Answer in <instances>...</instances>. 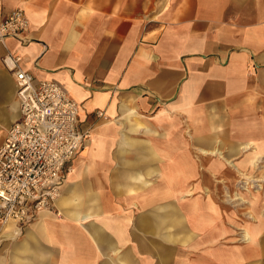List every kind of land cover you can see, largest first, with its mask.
<instances>
[{"label": "crops", "instance_id": "0c3cea01", "mask_svg": "<svg viewBox=\"0 0 264 264\" xmlns=\"http://www.w3.org/2000/svg\"><path fill=\"white\" fill-rule=\"evenodd\" d=\"M17 7L30 26L27 42L0 41V145L21 116L10 57L60 85L90 137L68 162L60 215L0 222V264H264V198L241 221L197 195L257 156L264 175V0H0V18ZM161 203L184 222L199 204L186 243L145 233L139 216Z\"/></svg>", "mask_w": 264, "mask_h": 264}, {"label": "built area", "instance_id": "2783aa9c", "mask_svg": "<svg viewBox=\"0 0 264 264\" xmlns=\"http://www.w3.org/2000/svg\"><path fill=\"white\" fill-rule=\"evenodd\" d=\"M29 26L25 11L14 8L0 18V41L15 37L27 42ZM10 59L21 116L0 145V222L23 224L43 210L56 211L64 168L90 132L79 129L78 103L60 85L49 80L35 84L17 65L19 58Z\"/></svg>", "mask_w": 264, "mask_h": 264}, {"label": "bare ground", "instance_id": "6f19581e", "mask_svg": "<svg viewBox=\"0 0 264 264\" xmlns=\"http://www.w3.org/2000/svg\"><path fill=\"white\" fill-rule=\"evenodd\" d=\"M200 135V134H199ZM219 140V139H218ZM218 142V141H217ZM226 146V145H225ZM249 144H246V146L243 147H249ZM226 148V147H225ZM242 148V147H241ZM201 152L203 153H217L219 152V150L217 149V146L215 148H212L210 150H202ZM221 153V152H219ZM235 157V156H232ZM258 157H255L254 159H252L251 163L252 166L249 168V172L248 171H240V175H242V178H246V180L250 183L253 181H256L257 178H255V171L254 168L258 165ZM210 158V157H209ZM220 158V157H219ZM226 162L228 164L233 165V163H231V161L229 159L226 160ZM204 166V165H203ZM226 166V165H225ZM212 167H215V164L212 165ZM259 167V166H258ZM208 168V167H207ZM231 168V167H230ZM204 170V169H203ZM215 170V169H214ZM211 171V170H210ZM222 171V170H221ZM158 172V171H157ZM205 172V171H204ZM219 172V171H218ZM217 174V173H216ZM264 174V173H263ZM152 175V174H151ZM222 175V174H221ZM226 175V174H225ZM259 175V174H258ZM153 176V175H152ZM211 176V175H210ZM218 176V175H217ZM264 177V175H262ZM207 177V176H206ZM203 178V177H202ZM139 180H141L142 183H145L144 177L138 178ZM259 179V178H258ZM261 179V178H260ZM206 180V179H205ZM228 180V179H227ZM220 181V180H219ZM223 181V180H222ZM262 181V180H261ZM147 182V180H146ZM143 186H145V184H143ZM211 187V185H210ZM233 189V188H231ZM212 192V191H211ZM134 193V192H132ZM192 192H188L186 193V195H192ZM162 196H170L169 194L167 195H162ZM162 198V197H160ZM159 199V198H158ZM233 199H238L237 197L233 198ZM154 198H150L148 200H146L143 203V207L151 205V203L154 201ZM219 201V200H218ZM223 203V202H222ZM257 206V205H255ZM214 209V208H212ZM230 209V208H229ZM148 211L144 210L142 212V214L139 216V222L141 224V226L143 227L145 233L146 231L151 232L154 236L159 235L160 237L166 239V240H170V241H174L173 239L175 238V235H181V238L179 240L185 242L187 239L190 238V234L187 233V231L189 230V228L194 225V228H199L198 226H200V224H193L195 221H198L199 215L201 214V211L199 213V204L195 205L192 210H190V214L188 216V222L185 221L184 222V217L182 215V213L175 209V207L171 204H159L153 208L148 207L147 209ZM193 211H197V214H194ZM209 216H212V214H209ZM186 218V217H185ZM192 221V222H191ZM192 224V225H191ZM195 231H197L196 229H194ZM202 231L201 229H199L197 232ZM195 233V232H194ZM192 233V234H194ZM196 234V233H195ZM200 234V233H199ZM245 235H247V232L245 233ZM193 236V235H192ZM206 238V237H205ZM248 239V237L246 238ZM146 241V240H145ZM182 242V243H183ZM142 243V242H141ZM170 243V242H169ZM186 243V242H185ZM144 244V243H142ZM175 245V244H174ZM145 246V245H144ZM163 246V244H162ZM170 249V248H169ZM145 250V249H144ZM117 252V251H116ZM261 253V252H260ZM167 254V253H166ZM168 255V254H167ZM166 255V256H167ZM260 257V256H259ZM168 259V258H167ZM155 262V261H154ZM173 263V261H172Z\"/></svg>", "mask_w": 264, "mask_h": 264}, {"label": "rangeland", "instance_id": "374dc122", "mask_svg": "<svg viewBox=\"0 0 264 264\" xmlns=\"http://www.w3.org/2000/svg\"><path fill=\"white\" fill-rule=\"evenodd\" d=\"M242 160L240 159H233L232 163L235 162H241ZM263 165V161H259V164L255 167V169H258L260 167H262ZM259 166V167H258ZM226 168H230V166H225ZM69 169V164L66 165V167L64 168V180L63 183L66 179V173ZM258 171V170H256ZM231 172V171H230ZM237 175H230V177H227L226 180L221 182L220 188L222 189V191H217L216 187H215V175H211L210 179H209V184H211L212 186L210 187L209 191H201L200 193H197V195L202 194L203 198L207 197L209 200H222L225 202V205L228 204L230 205V209L229 213L234 212L237 216L240 218V220H247L249 217L248 212V201L249 200H253L255 198V196L257 195H261V197L259 198L260 201L263 200V194L264 192L262 191L263 188V184H264V177L262 176V174L259 173V175L257 173H255V178H257L256 181H253L250 183L246 180V178H242V175L238 174V172H236ZM232 174V172H231ZM259 178V179H258ZM261 178V179H260ZM262 180V181H261ZM233 185V186H231ZM233 188V189H231ZM212 191V192H211ZM192 198H194V195H191ZM191 196H188L191 197ZM237 197L238 199H233ZM206 198V199H207ZM205 200V199H203ZM216 209V208H215ZM215 209L212 208H206L207 212H209V214L213 213L215 214ZM56 211H59L58 209L55 208ZM226 210V208H225ZM264 210V208L262 207V211ZM56 211L54 212L56 214ZM227 211V210H226ZM60 212V211H59ZM57 215V214H56ZM247 217V219H246ZM247 222V221H246ZM245 222V223H246ZM244 223V224H245ZM244 225H242L243 227ZM241 235L239 236V238L242 237V228L239 229ZM244 240V238H241V242Z\"/></svg>", "mask_w": 264, "mask_h": 264}]
</instances>
